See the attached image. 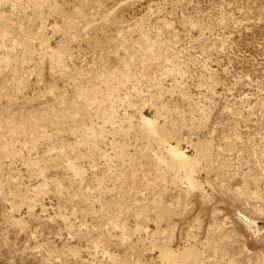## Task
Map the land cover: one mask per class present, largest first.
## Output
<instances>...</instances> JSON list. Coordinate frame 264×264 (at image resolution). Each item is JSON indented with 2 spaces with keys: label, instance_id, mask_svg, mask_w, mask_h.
Returning a JSON list of instances; mask_svg holds the SVG:
<instances>
[{
  "label": "rangeland",
  "instance_id": "obj_1",
  "mask_svg": "<svg viewBox=\"0 0 264 264\" xmlns=\"http://www.w3.org/2000/svg\"><path fill=\"white\" fill-rule=\"evenodd\" d=\"M0 264H264V0H0Z\"/></svg>",
  "mask_w": 264,
  "mask_h": 264
},
{
  "label": "bare ground",
  "instance_id": "obj_2",
  "mask_svg": "<svg viewBox=\"0 0 264 264\" xmlns=\"http://www.w3.org/2000/svg\"><path fill=\"white\" fill-rule=\"evenodd\" d=\"M180 157V156H179Z\"/></svg>",
  "mask_w": 264,
  "mask_h": 264
}]
</instances>
